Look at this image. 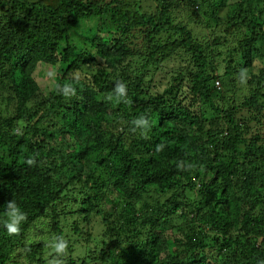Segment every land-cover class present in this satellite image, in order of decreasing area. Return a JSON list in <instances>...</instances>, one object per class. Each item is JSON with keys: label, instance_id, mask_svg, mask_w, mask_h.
Returning a JSON list of instances; mask_svg holds the SVG:
<instances>
[{"label": "trees", "instance_id": "obj_1", "mask_svg": "<svg viewBox=\"0 0 264 264\" xmlns=\"http://www.w3.org/2000/svg\"><path fill=\"white\" fill-rule=\"evenodd\" d=\"M49 262L264 264V0H0V264Z\"/></svg>", "mask_w": 264, "mask_h": 264}, {"label": "clouds", "instance_id": "obj_2", "mask_svg": "<svg viewBox=\"0 0 264 264\" xmlns=\"http://www.w3.org/2000/svg\"><path fill=\"white\" fill-rule=\"evenodd\" d=\"M54 75H55L54 72L47 73L48 77H52ZM54 88H58V85H55ZM115 91L119 96L127 97V86L125 83L117 81L115 85ZM57 92L60 93L59 91ZM67 95H68V88L65 87L63 90V96L67 97ZM72 95H75L74 89L72 91ZM128 103H131L130 100H128ZM133 123L138 124V125H143V124H146L147 121L143 119H136V120H133ZM156 151L157 152L162 151V144L156 145ZM26 163L28 165H33L34 161L31 158H29L26 161ZM177 167L180 169L179 165H177ZM184 170H187V169H184ZM8 207L9 209H11V211L6 213V215L8 216V219L3 222L4 227L6 228L8 235L10 236L18 235L20 233V223L21 221L26 220V214L21 213L19 211V208L17 207L14 201H9ZM67 249H68V241H66L65 239H62L58 244L55 245L54 251L57 254L67 255ZM49 264H52V262H49Z\"/></svg>", "mask_w": 264, "mask_h": 264}, {"label": "rangeland", "instance_id": "obj_3", "mask_svg": "<svg viewBox=\"0 0 264 264\" xmlns=\"http://www.w3.org/2000/svg\"><path fill=\"white\" fill-rule=\"evenodd\" d=\"M104 1H107V2H108V1H110V0H104ZM154 6H155V5H154ZM198 35H199L200 37H203V38L205 37V34H203V33H202V34H201V33H198ZM42 85L45 86V87L47 86L45 83H43ZM46 92H48V89L46 90Z\"/></svg>", "mask_w": 264, "mask_h": 264}]
</instances>
